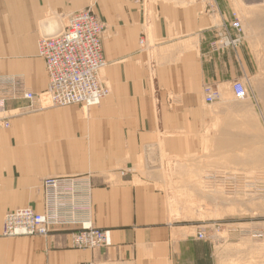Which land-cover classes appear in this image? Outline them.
<instances>
[{
	"label": "crops",
	"instance_id": "0c3cea01",
	"mask_svg": "<svg viewBox=\"0 0 264 264\" xmlns=\"http://www.w3.org/2000/svg\"><path fill=\"white\" fill-rule=\"evenodd\" d=\"M217 4L208 14L204 0H0V78L42 95L49 82L39 40L91 10L105 26L101 81L109 92L86 110L42 109L36 101L30 107L23 98L6 103L0 118L12 125L0 130V264L225 263L240 226L229 228L218 210L215 218L196 219L192 193L198 202L208 197L198 181L177 175L208 153L217 162L227 157L219 167L239 168L248 136L256 138L245 140L255 145L252 152L264 151V99L250 110L236 105L248 100L233 95L237 81L251 89L256 60L245 33L236 48H222L219 34L233 8L226 0ZM207 86L219 94L211 104ZM254 156L243 167H255ZM66 178L79 184V217L109 233V249H76L65 229L2 237L8 213H42L43 182ZM224 226L228 240L215 238L212 228L224 234Z\"/></svg>",
	"mask_w": 264,
	"mask_h": 264
},
{
	"label": "built area",
	"instance_id": "2783aa9c",
	"mask_svg": "<svg viewBox=\"0 0 264 264\" xmlns=\"http://www.w3.org/2000/svg\"><path fill=\"white\" fill-rule=\"evenodd\" d=\"M204 2L206 13L217 12L216 0ZM104 32L103 22L91 10H86L73 14L69 26L61 34L39 40L38 55L45 62L48 89L39 97L24 89L15 79L1 78L0 116L6 111L8 101H17L20 97L28 101L30 107L38 98L47 100L50 105L47 107L57 109L76 105L84 108L99 105L109 95L101 81V71L107 66L103 54ZM243 35V25L237 14L232 12L224 31L219 34L222 48H236L241 44ZM204 90L207 103H214L219 98L217 90L212 87L207 86ZM233 95L238 101L249 98L243 82L234 83ZM10 126L9 118H0V130H6ZM78 186L73 178L48 179L43 182L44 211L39 213L33 208H20L7 214L3 221L2 237H45L54 229L62 228L71 230L76 249H109V233L79 217V212L83 210L78 206ZM199 238L205 237L200 234Z\"/></svg>",
	"mask_w": 264,
	"mask_h": 264
},
{
	"label": "rangeland",
	"instance_id": "374dc122",
	"mask_svg": "<svg viewBox=\"0 0 264 264\" xmlns=\"http://www.w3.org/2000/svg\"><path fill=\"white\" fill-rule=\"evenodd\" d=\"M226 1L231 3L232 12L237 14L243 25L246 44L252 51L257 64L255 67V81H252L251 89L247 88L248 101L236 104L237 106L243 105L251 110L256 101L259 102L264 99V84L262 83L264 80V0ZM217 18H219L218 15ZM105 68L101 71V78ZM1 78L9 79L13 77ZM257 81L261 83L259 84ZM39 97H42V95H39ZM35 101L39 103L41 108L57 109L47 107L50 106L47 100L38 98ZM79 107L86 110L83 106L79 105ZM253 116L254 118L259 116L261 119L257 107H255ZM257 127L261 128L256 126L255 129ZM248 129L251 128H241V134H247ZM261 129L264 138V126ZM246 139L252 140L251 144L256 140L253 136H248ZM245 140L239 154L242 161L239 168L219 167L218 165L222 164L221 161L225 162L227 157L220 158L221 161L217 162L215 156L208 153L204 158H198L190 162L191 167H193L190 172L184 174L183 168L177 172L178 176L184 177L186 175L191 177L192 181H198L199 188L208 197V201L198 202L197 193H192L191 206L193 211L198 213L196 219L215 218L218 210L219 213L224 214V223L228 224L229 228L232 227V224L240 226L239 238L231 239L226 245L225 252H228L229 255L224 264H264V151L256 149L257 152H252L255 145L250 146L249 142H245ZM262 141L263 143H260V146H264V140L260 142ZM253 155H255V167H243L244 162L248 160L251 162ZM214 212L215 214H213ZM229 228L224 226L223 231L226 232L224 234L217 231L220 228H217V230L212 228L211 233L215 238L224 237L228 240L227 231ZM65 230L71 233L70 229ZM200 234H203L205 238L207 237L204 232Z\"/></svg>",
	"mask_w": 264,
	"mask_h": 264
},
{
	"label": "bare ground",
	"instance_id": "6f19581e",
	"mask_svg": "<svg viewBox=\"0 0 264 264\" xmlns=\"http://www.w3.org/2000/svg\"><path fill=\"white\" fill-rule=\"evenodd\" d=\"M216 1H217V0H216ZM37 47H38V46H37ZM45 181H46V180H45ZM45 181H44V182H45ZM10 213H11V212H10ZM8 214H9V213H8Z\"/></svg>",
	"mask_w": 264,
	"mask_h": 264
}]
</instances>
